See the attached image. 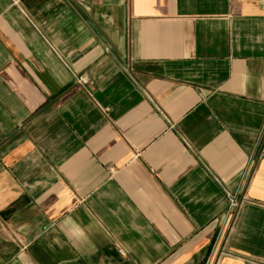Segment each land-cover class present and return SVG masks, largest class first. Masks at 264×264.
Wrapping results in <instances>:
<instances>
[{
    "label": "crops",
    "instance_id": "0c3cea01",
    "mask_svg": "<svg viewBox=\"0 0 264 264\" xmlns=\"http://www.w3.org/2000/svg\"><path fill=\"white\" fill-rule=\"evenodd\" d=\"M0 264H264V0H0Z\"/></svg>",
    "mask_w": 264,
    "mask_h": 264
},
{
    "label": "built area",
    "instance_id": "2783aa9c",
    "mask_svg": "<svg viewBox=\"0 0 264 264\" xmlns=\"http://www.w3.org/2000/svg\"><path fill=\"white\" fill-rule=\"evenodd\" d=\"M126 72L128 73L129 71H126ZM74 82L80 86H85V85L90 84V82L87 79L80 77V76H75ZM227 197L229 200V208H228L226 223H230L234 219L238 205H237L235 199H233L229 194H227Z\"/></svg>",
    "mask_w": 264,
    "mask_h": 264
}]
</instances>
